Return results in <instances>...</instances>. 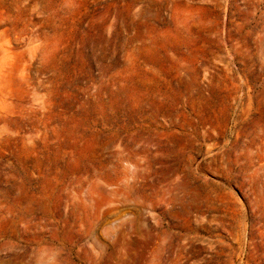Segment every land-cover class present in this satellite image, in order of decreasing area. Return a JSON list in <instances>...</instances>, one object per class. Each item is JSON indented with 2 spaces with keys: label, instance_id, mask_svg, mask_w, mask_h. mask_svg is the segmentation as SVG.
Wrapping results in <instances>:
<instances>
[{
  "label": "rangeland",
  "instance_id": "obj_1",
  "mask_svg": "<svg viewBox=\"0 0 264 264\" xmlns=\"http://www.w3.org/2000/svg\"><path fill=\"white\" fill-rule=\"evenodd\" d=\"M0 264H264V0H0Z\"/></svg>",
  "mask_w": 264,
  "mask_h": 264
}]
</instances>
